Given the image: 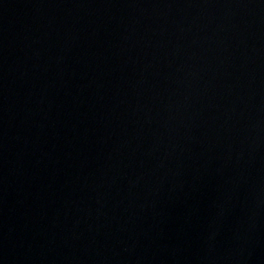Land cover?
<instances>
[{
	"label": "water",
	"instance_id": "1",
	"mask_svg": "<svg viewBox=\"0 0 264 264\" xmlns=\"http://www.w3.org/2000/svg\"><path fill=\"white\" fill-rule=\"evenodd\" d=\"M0 264H264V0H0Z\"/></svg>",
	"mask_w": 264,
	"mask_h": 264
}]
</instances>
